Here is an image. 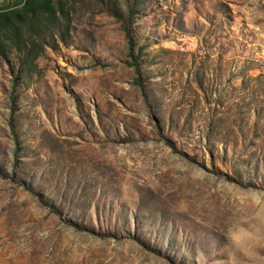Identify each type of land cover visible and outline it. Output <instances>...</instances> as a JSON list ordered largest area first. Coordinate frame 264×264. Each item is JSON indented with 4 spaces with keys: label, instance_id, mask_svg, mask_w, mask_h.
Returning <instances> with one entry per match:
<instances>
[{
    "label": "rangeland",
    "instance_id": "374dc122",
    "mask_svg": "<svg viewBox=\"0 0 264 264\" xmlns=\"http://www.w3.org/2000/svg\"><path fill=\"white\" fill-rule=\"evenodd\" d=\"M63 1L0 53V264H264V0Z\"/></svg>",
    "mask_w": 264,
    "mask_h": 264
},
{
    "label": "trees",
    "instance_id": "16d2710c",
    "mask_svg": "<svg viewBox=\"0 0 264 264\" xmlns=\"http://www.w3.org/2000/svg\"><path fill=\"white\" fill-rule=\"evenodd\" d=\"M64 5L63 0H13L11 5H8L5 9H0V53H5L3 48L10 45V43L5 44L8 35L18 38L17 40L21 42L20 37L24 33L31 34L36 32L37 34L38 29H40V32H44L43 26L48 27L46 22L53 23L54 21L51 22L53 18H56V20L61 19ZM137 13L132 12L125 21L127 23L125 25L126 33L131 43L132 53H135L137 44L131 24L133 17ZM117 15L120 16L119 14ZM28 26L32 27L28 29ZM12 40L10 39L9 41ZM138 72L141 73L139 65Z\"/></svg>",
    "mask_w": 264,
    "mask_h": 264
}]
</instances>
